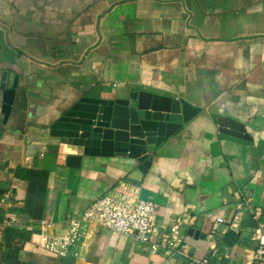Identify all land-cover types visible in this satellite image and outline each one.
Listing matches in <instances>:
<instances>
[{"label": "crops", "instance_id": "crops-1", "mask_svg": "<svg viewBox=\"0 0 264 264\" xmlns=\"http://www.w3.org/2000/svg\"><path fill=\"white\" fill-rule=\"evenodd\" d=\"M4 87L15 91L8 117ZM137 91L200 112L148 146L145 173L117 154L68 166L75 152L51 134L54 123L85 96ZM213 115L250 139L221 138ZM106 195L152 202L157 237L178 220L198 259L211 257L215 218L229 223L241 207V236L229 247L222 229L229 252L216 261L254 260L251 237L264 231V0H0V264H189L95 225L79 256L40 245L41 230L65 234L70 217ZM8 218L33 230L8 227Z\"/></svg>", "mask_w": 264, "mask_h": 264}, {"label": "water", "instance_id": "water-1", "mask_svg": "<svg viewBox=\"0 0 264 264\" xmlns=\"http://www.w3.org/2000/svg\"><path fill=\"white\" fill-rule=\"evenodd\" d=\"M4 91V110L8 117L15 91L5 87ZM132 104L136 107H130ZM199 112L182 100L146 91L115 100L85 96L54 123L51 134L60 139L62 146L75 152L67 158L68 166H79L85 155L117 154L138 159L140 170L145 173L152 161L148 157V146H160L178 134ZM212 118L220 127L221 138L240 143L250 139L243 137L246 132L242 126L215 115ZM242 137L245 141L240 140ZM254 227L257 228L256 223ZM240 236L230 230L223 242L233 247Z\"/></svg>", "mask_w": 264, "mask_h": 264}, {"label": "built area", "instance_id": "built-area-1", "mask_svg": "<svg viewBox=\"0 0 264 264\" xmlns=\"http://www.w3.org/2000/svg\"><path fill=\"white\" fill-rule=\"evenodd\" d=\"M241 207L239 214L229 223L222 217L213 221L209 234L212 244L211 257L198 259L189 253L185 236L180 222L173 219L160 237L155 233V205L146 200H138L130 203L122 198L106 195L83 209L77 215L69 218L68 228L63 235H50L45 230L39 234L40 245L49 253L67 258L79 256L77 247L82 242L86 228L89 225L105 228L113 232L125 235L137 241L144 249L153 253H167L177 255L187 260L189 264H218L221 248L228 254V248L219 246L222 229L239 232L242 222ZM254 215L260 216L261 212L256 210ZM4 224L8 227L33 230L32 222H18L15 218H8ZM257 243L255 258L250 264H264V231L258 228L251 237ZM215 261V262H212Z\"/></svg>", "mask_w": 264, "mask_h": 264}, {"label": "trees", "instance_id": "trees-1", "mask_svg": "<svg viewBox=\"0 0 264 264\" xmlns=\"http://www.w3.org/2000/svg\"><path fill=\"white\" fill-rule=\"evenodd\" d=\"M8 235H10V236L13 235V232L10 231V232L8 233ZM19 236H20V235H19ZM20 237H21V236H20Z\"/></svg>", "mask_w": 264, "mask_h": 264}]
</instances>
